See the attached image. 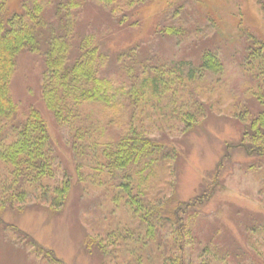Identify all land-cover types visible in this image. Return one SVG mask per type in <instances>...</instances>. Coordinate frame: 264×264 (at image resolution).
Listing matches in <instances>:
<instances>
[{
    "label": "trees",
    "instance_id": "obj_1",
    "mask_svg": "<svg viewBox=\"0 0 264 264\" xmlns=\"http://www.w3.org/2000/svg\"><path fill=\"white\" fill-rule=\"evenodd\" d=\"M176 1L91 2L122 29L135 27L142 18L149 21ZM9 3L0 0V224L17 231L19 238L54 263L64 264L28 233L2 219L7 209H22L27 201L54 211L67 203L72 188L68 171L63 169L62 179H57L59 155L41 112L29 107L20 113L11 95L18 55L25 50L42 52V100L67 130L79 182L85 188L109 187L106 196L112 209L121 208L128 215L124 226L97 228L84 250L99 252L105 264H191L197 250L201 264H264V249L252 238L264 233V227H243L235 217L246 241L243 245L229 235L217 215L209 222L210 215L203 213L219 184L224 160L232 156L231 149L251 157V168L264 170V28L262 37L245 33L242 68L249 76L254 106L245 105L235 113L241 122L239 141L227 145L212 183L201 195L190 202L163 204L160 187L170 185L177 147L151 136L145 121L155 114L161 120L173 116L187 128L205 118L208 108L197 96L198 79L203 72H220L221 58L209 48L197 66L186 61L152 63L138 59L132 49L112 55L93 31L75 39L76 17L87 0L58 1L50 18L44 0H23L13 12ZM261 9L264 13V2ZM161 31L177 36L182 29L167 25ZM111 58L120 63L121 78L108 73ZM113 128L115 137L110 134ZM161 169L166 171L162 178L158 176ZM199 219L209 225L203 233L196 231Z\"/></svg>",
    "mask_w": 264,
    "mask_h": 264
},
{
    "label": "rangeland",
    "instance_id": "obj_2",
    "mask_svg": "<svg viewBox=\"0 0 264 264\" xmlns=\"http://www.w3.org/2000/svg\"><path fill=\"white\" fill-rule=\"evenodd\" d=\"M44 1L48 3L46 14L50 18L54 15L53 5L62 0ZM91 1L87 0L78 11L75 39L82 33L93 31L99 35L109 54L132 49L139 55L138 59L146 58L152 63L186 61L197 66L207 48L217 53L223 62L220 72H203L198 79L197 96L208 108L205 118L187 128L173 116L161 120L155 114L145 121L151 136L177 147L170 185L160 187L165 195L163 204L190 202L212 183L227 145L239 141L241 122L235 116L236 111L244 109L245 105L254 106L250 103L249 76L244 72L242 62L246 49L245 33L263 36L261 2L264 0H177L156 12L149 21L142 18L135 27L122 29ZM22 2L10 0V12L18 10ZM167 25L182 29L181 34H165L161 29ZM135 36L138 37L135 39ZM43 45L41 41L40 47ZM17 61L11 95L18 103L20 113L29 107L41 112L59 155L57 179H62L66 170L73 177V183L63 207L53 211L45 204L27 201L22 209H7L2 219L28 233L64 264H105L99 252L90 253L89 248L84 250V243L97 228L126 225L128 215L121 208L112 209L106 196L109 187L85 188L79 182L67 130L42 100V52L22 51ZM119 65L111 58L108 73L121 78ZM110 134L117 136L115 128ZM230 151L232 156L224 160L219 184L215 186L213 197L204 205L203 213L210 215L206 218L209 222L214 218L213 214L217 215L230 230L229 235L246 245L236 218L242 221L243 227L254 224L264 227V170L251 168L253 159L242 151ZM165 174L166 171L161 169L158 176L162 178ZM208 228L206 221L198 220L197 232L203 233ZM16 232L0 224V264H56L50 256L37 252L30 243L26 244L27 240L19 238ZM252 238L264 249V233H257ZM199 253L198 250L193 253L191 264H201L203 258ZM228 264L237 262L229 261Z\"/></svg>",
    "mask_w": 264,
    "mask_h": 264
}]
</instances>
